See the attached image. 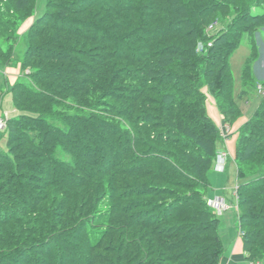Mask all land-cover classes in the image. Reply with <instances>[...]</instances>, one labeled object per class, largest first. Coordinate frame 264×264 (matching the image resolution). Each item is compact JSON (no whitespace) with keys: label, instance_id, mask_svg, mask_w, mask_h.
<instances>
[{"label":"trees","instance_id":"trees-1","mask_svg":"<svg viewBox=\"0 0 264 264\" xmlns=\"http://www.w3.org/2000/svg\"><path fill=\"white\" fill-rule=\"evenodd\" d=\"M262 3L47 0L18 61L17 25L37 0H0V69H22L0 84L18 111L0 148V264H222L207 193L223 138L201 84L231 127L245 35L241 95L263 100L239 132L234 198L245 257L264 264Z\"/></svg>","mask_w":264,"mask_h":264},{"label":"rangeland","instance_id":"rangeland-1","mask_svg":"<svg viewBox=\"0 0 264 264\" xmlns=\"http://www.w3.org/2000/svg\"><path fill=\"white\" fill-rule=\"evenodd\" d=\"M46 6L47 0H37L34 14L18 23L17 33L20 39L15 46V57L18 61L21 60L24 51L26 50L27 45L25 34L28 28L37 16H41L45 12ZM253 11L255 13L264 11V3L255 6ZM219 18V20L215 21L219 22L218 28H221L222 24L220 20H222V17ZM251 44V38L245 35L238 49L235 50L230 57L233 75V99L239 109V113L231 122V127H228L224 123V116L220 110L216 97L209 92L206 83L201 84V89L206 97L207 114L212 122L218 126L223 138L222 141H219L220 146L218 149L217 164L210 175L212 187L207 193L209 203L217 210L216 212L221 220L219 225V234L224 246L222 264H224L226 259L231 260V263L228 264H234V259H232L233 255L244 256L243 258L240 257L239 260H236L235 264H251L245 257L244 245L241 237L242 231L238 221L240 209L236 199L234 198L238 182V163L234 160V158L237 151L238 138L240 135L239 132L243 124L256 113L263 100L262 95L259 94L254 87L248 88V93L241 95V90L243 89L241 77L245 62L252 54L253 46ZM252 68L255 69L257 75L264 78V64L261 63L259 58L255 60ZM21 72L22 69L20 63L6 67L5 69H0V84H5L7 87H11L19 78ZM11 104V93L7 92L6 88L4 92L0 90V120L5 122V120L12 115L13 112H18L12 107L9 109V112L7 110L4 111L5 109H8ZM6 129L7 124L4 129H0V148L3 150L6 147L7 136H3L2 133L5 132ZM220 156L223 157V161ZM219 164L222 166H219ZM224 203L226 204V207H224ZM221 204L222 206H219Z\"/></svg>","mask_w":264,"mask_h":264},{"label":"built area","instance_id":"built-area-1","mask_svg":"<svg viewBox=\"0 0 264 264\" xmlns=\"http://www.w3.org/2000/svg\"><path fill=\"white\" fill-rule=\"evenodd\" d=\"M209 28L210 29L213 28V25H211ZM208 46H212V41L208 42V45H206L204 43H200L199 46H198V51L199 52H203V51H205L207 49ZM259 90H260V92L264 93V86L263 85H259ZM5 127H6V120H5V122L0 120V129H4ZM220 158L223 161V157L220 156ZM219 166H222V165L219 164ZM219 206H222V204L219 205ZM224 207H226L225 203H224Z\"/></svg>","mask_w":264,"mask_h":264},{"label":"crops","instance_id":"crops-1","mask_svg":"<svg viewBox=\"0 0 264 264\" xmlns=\"http://www.w3.org/2000/svg\"><path fill=\"white\" fill-rule=\"evenodd\" d=\"M11 107L14 109L13 104H11V106H9L8 109H5L4 111L7 110V111L9 112V109H11ZM10 111H11V110H10ZM15 113H16V112H13L12 115L15 114ZM9 115H10V114H9ZM10 116H11V115H10ZM240 257L243 258L244 256H235V255H233V258H232V259H234V262H233V263L235 264L236 260H239ZM228 263H231V260H230V259H226V261H224V264H228Z\"/></svg>","mask_w":264,"mask_h":264}]
</instances>
